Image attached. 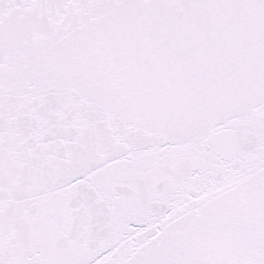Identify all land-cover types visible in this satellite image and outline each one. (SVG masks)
<instances>
[{
	"label": "snow or ice",
	"instance_id": "snow-or-ice-1",
	"mask_svg": "<svg viewBox=\"0 0 264 264\" xmlns=\"http://www.w3.org/2000/svg\"><path fill=\"white\" fill-rule=\"evenodd\" d=\"M0 264H264V0H0Z\"/></svg>",
	"mask_w": 264,
	"mask_h": 264
}]
</instances>
